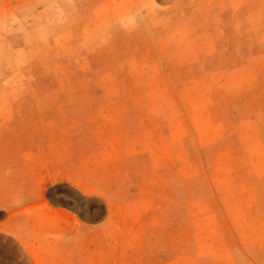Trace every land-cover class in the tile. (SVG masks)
<instances>
[{
	"label": "rangeland",
	"instance_id": "1",
	"mask_svg": "<svg viewBox=\"0 0 264 264\" xmlns=\"http://www.w3.org/2000/svg\"><path fill=\"white\" fill-rule=\"evenodd\" d=\"M0 264H264V0H0Z\"/></svg>",
	"mask_w": 264,
	"mask_h": 264
},
{
	"label": "bare ground",
	"instance_id": "2",
	"mask_svg": "<svg viewBox=\"0 0 264 264\" xmlns=\"http://www.w3.org/2000/svg\"><path fill=\"white\" fill-rule=\"evenodd\" d=\"M58 177V176H57ZM59 178V177H58ZM63 178V177H62ZM61 179V178H60Z\"/></svg>",
	"mask_w": 264,
	"mask_h": 264
}]
</instances>
